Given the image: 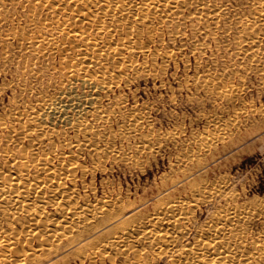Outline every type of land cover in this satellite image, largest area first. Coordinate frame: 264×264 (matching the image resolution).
<instances>
[{"label": "bare ground", "instance_id": "obj_1", "mask_svg": "<svg viewBox=\"0 0 264 264\" xmlns=\"http://www.w3.org/2000/svg\"><path fill=\"white\" fill-rule=\"evenodd\" d=\"M8 1L29 8L22 26L0 35V61L15 62L18 76L9 81L8 117H0V264H69L70 253L92 261L122 257L124 264H264V198L241 200L236 180L209 179L201 157L226 138L227 126L193 136L180 166L138 199L107 188L98 195L95 182L85 181L106 160L136 166L143 150L178 141V130L154 134L144 108L125 109L114 96L132 73L176 57L171 46L157 47L165 33L184 38L182 26L195 20L194 33L216 36L231 29L219 19L235 17L239 48L252 57L248 68H264V0ZM237 6L243 12L232 13ZM222 75L200 82L236 99L240 86L222 85ZM231 117L229 126L238 121ZM131 138L138 143L123 146ZM204 205L211 207L200 219Z\"/></svg>", "mask_w": 264, "mask_h": 264}, {"label": "rangeland", "instance_id": "obj_2", "mask_svg": "<svg viewBox=\"0 0 264 264\" xmlns=\"http://www.w3.org/2000/svg\"><path fill=\"white\" fill-rule=\"evenodd\" d=\"M238 1L239 0H235L233 2L237 3ZM3 3L4 4L0 6V14H2L0 15L2 16L0 17V20L2 19L0 21V27H2L0 35L11 32L13 29L16 30L17 27L15 28V26H22L25 22L27 9L29 8V6L24 8V5L21 6L18 3L13 4L8 0H4ZM237 11L240 13L243 12L242 8L239 6H237V10L233 7L231 12L237 13ZM233 18L234 19L223 17L219 19L220 21L218 22L221 25L228 26L229 24L231 29L225 33L221 31L222 33H217L216 36L205 37L204 35L194 33L191 30V23H195V20H193L194 22L188 20V24H186L188 25L187 27L185 24L182 26L188 34L184 36V38L178 37L176 40L171 38L169 33H165L166 36L163 38L165 42H158L157 47L161 45L171 46L170 48H173L176 52L175 60L172 59L170 60L171 62L169 61L165 64L162 58H158L155 64L153 63L150 68H147L148 72L147 70H143L138 74L132 73L128 77L132 79L123 81L122 84L116 87L114 93L115 99H120L122 105H126L125 109L132 108L136 105L142 109L144 108L145 110H143L146 111L147 114L149 113V128L154 134H159L161 132L160 134L163 135L169 131L178 130L179 138L176 142L169 141L167 144L163 145L162 149L158 152H151L149 149L143 150L141 152L140 164L136 166H131L123 161L113 163L111 160H106L103 163L104 166L102 164L96 165L98 168L96 167L97 169H95V171L88 173L85 181L92 185L93 182H95L93 186H97L96 189H98L96 192L98 195H102L104 189L107 188L109 190L112 189L113 194H117L121 190L123 194L125 193L124 195H128L129 191V195L133 200L136 198L138 199L146 188L149 189L150 187H154L161 181L162 174H171L174 168L180 166L179 162H176L178 161V156H180V152L185 146L192 144L195 140L193 136H196V134L209 127L212 128L215 124H220L223 127L227 126L228 130L230 129L226 131V138L217 140L210 150L201 152V157L210 168L207 176L209 179L214 180L217 176L224 174L232 181L235 179L236 181H233V183L236 190L241 193V200L264 198V72H262L264 68L260 70L248 68L252 57L239 48V44L237 43L239 33L236 26V18ZM213 19L214 18H211L208 22L211 21L210 23L214 24L217 19ZM191 31L192 35L195 37L193 39ZM227 35L229 37H227ZM187 37L189 39L191 37L193 41L189 40ZM200 43H202L203 46ZM194 44L197 45L198 48H195ZM216 44L217 47L215 46ZM230 46H233V48ZM155 47L156 45H153V48ZM191 47L192 49H189ZM14 50L15 52H19L18 48ZM56 58L57 61H59L58 57ZM141 58L142 57H140V59ZM3 62L5 61H0V117L5 116L6 110L10 107V96L14 93L11 86L16 83L18 79V76L14 72L15 62ZM162 63L164 65H161ZM205 64L210 67L207 65L205 67ZM155 67L156 70L154 69ZM207 68L210 70L208 71ZM246 68L249 69V73ZM211 69L216 71L213 72ZM236 70L237 72H235ZM145 72H147V75ZM154 72L155 74H153ZM134 74L135 76L137 74L136 78ZM210 74H223L224 76H222L225 78V81H223L224 83L222 82V85H234L235 83L234 86H236V84L240 86L242 90L240 89L239 94L235 97L236 99L222 98L218 94H215L216 92L210 93L212 91L205 89L206 87L203 86L200 81L207 78ZM9 81L10 83L12 82L11 86L9 85ZM105 101L107 100L105 99ZM212 113L218 116L217 123L214 122L215 120H212ZM231 116L238 117V124L236 122L229 126V120L233 118ZM116 123L117 122H113L114 127L117 125ZM122 141L123 140H118L117 145L122 146ZM123 142V146H129V144L134 146L136 145L137 139L131 138V140H124ZM203 156L207 160H205ZM86 162L89 166H95V163H93L90 158H87ZM135 191L138 192L135 193ZM203 207V214L199 215L200 219H205L207 211H209V207L211 206L204 205ZM73 256L74 255L71 253L70 255L67 254L65 256V261H68L69 264H90L91 262V264H94V262L95 264H124L122 257L116 259L115 262H112L114 260L112 259L111 261L110 258H98L93 260L94 262L89 259H82L83 262L80 257L74 256L73 258Z\"/></svg>", "mask_w": 264, "mask_h": 264}]
</instances>
